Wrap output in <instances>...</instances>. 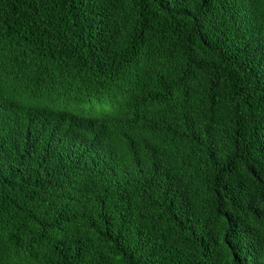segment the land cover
Listing matches in <instances>:
<instances>
[{"label": "trees", "instance_id": "trees-1", "mask_svg": "<svg viewBox=\"0 0 264 264\" xmlns=\"http://www.w3.org/2000/svg\"><path fill=\"white\" fill-rule=\"evenodd\" d=\"M0 264H264V0H0Z\"/></svg>", "mask_w": 264, "mask_h": 264}]
</instances>
